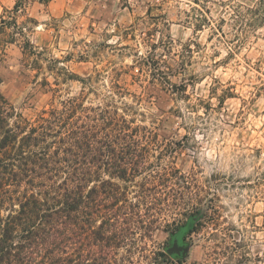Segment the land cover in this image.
<instances>
[{
    "label": "rangeland",
    "instance_id": "374dc122",
    "mask_svg": "<svg viewBox=\"0 0 264 264\" xmlns=\"http://www.w3.org/2000/svg\"><path fill=\"white\" fill-rule=\"evenodd\" d=\"M256 2L0 0V93L34 126L69 109L52 153L87 136L47 183L76 194L75 264H264V26L240 45L232 16Z\"/></svg>",
    "mask_w": 264,
    "mask_h": 264
},
{
    "label": "trees",
    "instance_id": "16d2710c",
    "mask_svg": "<svg viewBox=\"0 0 264 264\" xmlns=\"http://www.w3.org/2000/svg\"><path fill=\"white\" fill-rule=\"evenodd\" d=\"M23 3L17 2L16 12ZM232 16L241 45L264 26V0H257L251 8L237 6ZM31 22L35 24L33 19ZM206 22L207 19L202 20L198 28L204 27ZM8 24L13 22L6 23L2 18L0 33L6 32ZM14 24L15 34L23 36L24 29ZM27 45L29 53L38 57L40 53L30 42ZM69 104L71 106L72 102ZM68 110L57 113L53 123L43 120L45 124L34 126L0 93V264H75L76 194L67 182L64 189L61 185L57 188L47 185L54 177L68 174L73 168V161L65 160L66 156L60 158L61 153L78 156L87 146L86 134L76 138L68 136L69 139L62 142L63 148L58 147L55 153L47 145V138L54 135L57 123L65 121ZM85 156L83 154V158ZM24 184L22 193L20 189ZM8 205L12 209H7L8 215L4 217L2 212ZM101 254L95 264H111L105 249ZM160 257L167 260L164 253Z\"/></svg>",
    "mask_w": 264,
    "mask_h": 264
},
{
    "label": "water",
    "instance_id": "95a60500",
    "mask_svg": "<svg viewBox=\"0 0 264 264\" xmlns=\"http://www.w3.org/2000/svg\"><path fill=\"white\" fill-rule=\"evenodd\" d=\"M191 230V224L182 227L177 233L172 234L171 246L166 249V254L172 258H185L188 253L185 237Z\"/></svg>",
    "mask_w": 264,
    "mask_h": 264
},
{
    "label": "flooded vegetation",
    "instance_id": "af4514ba",
    "mask_svg": "<svg viewBox=\"0 0 264 264\" xmlns=\"http://www.w3.org/2000/svg\"><path fill=\"white\" fill-rule=\"evenodd\" d=\"M177 233V232H176ZM185 242V241H184Z\"/></svg>",
    "mask_w": 264,
    "mask_h": 264
}]
</instances>
